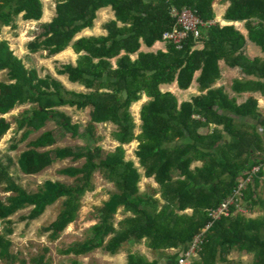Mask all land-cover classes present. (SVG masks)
<instances>
[{
	"label": "trees",
	"instance_id": "16d2710c",
	"mask_svg": "<svg viewBox=\"0 0 264 264\" xmlns=\"http://www.w3.org/2000/svg\"><path fill=\"white\" fill-rule=\"evenodd\" d=\"M228 3L223 15L226 23H245L249 37L264 52V0H218ZM215 0H61L56 5L55 18L41 25V32L28 44L30 52L43 50L56 55L72 45L80 55L77 65H62L58 74L67 75L91 89L88 93L67 90L51 75L38 76L36 69H28L23 60L10 50L7 41H0V72L7 81H0V138L9 130L4 115L16 106L31 105L24 112L18 128L25 129L23 139L37 133L48 121H57L74 137L79 125L61 107L90 108L91 119L87 132L93 133L97 124L111 123L116 129L113 139L118 147L111 153L102 148H52L55 138L45 131L29 145L17 165L10 158L4 165L0 160V187L11 193L5 202L0 200V262L2 264H48L45 254L27 262L11 253L9 236L14 222L9 218L19 211L30 209L23 221H33L48 206L63 200L57 218L44 227L52 240H57L75 222L80 200L94 191V175L111 184L115 192L111 199L96 209L97 224L92 238L74 245L64 255L76 256L103 250L118 253L125 245H139L147 240L148 248L166 256V250H178L168 256L169 264H176L187 252L194 236L202 234V242L190 264H264V198L259 196L264 184V114L258 101L249 96L242 104L230 98L222 87L213 88L220 78L218 61L240 68L256 79L235 80L236 93L260 92L264 96V59H249L243 54L245 35L234 26L215 24L201 31L197 39L188 37L180 50L168 43L167 51L138 52L141 43L152 46L163 40L174 20L170 13L187 8L203 22L213 21ZM110 7L115 21L105 25V37L81 38L76 35L92 28L97 12ZM43 15L40 0H0V32L3 27L15 28L17 17L25 21H39ZM117 22L122 25L117 26ZM201 42L202 48L196 44ZM124 53L120 55V52ZM137 53L132 60L131 55ZM120 55V56H119ZM116 60L112 68L110 60ZM199 95L178 104L170 92H162L163 84L176 83L180 90L191 85L194 74ZM204 92V93H203ZM145 94L150 100L139 111L140 132L134 133L135 123L129 111L132 103ZM31 114V115H30ZM260 126V130L258 129ZM137 141L134 153L143 177L153 179L160 187V196L141 195L138 184L141 175L133 162L125 160L123 146ZM84 161L82 167H69L60 175L74 179L73 186L46 181L36 192L17 183L10 175L18 169L27 177H34L57 162ZM201 162L202 166L191 170ZM263 166L242 192V206L247 212L260 209L262 215L250 217L244 213H230L219 219L209 216L211 210L232 197L234 190L251 175L253 168ZM118 207L129 215L113 225ZM190 210V213H186ZM235 211L232 207L231 212ZM252 255L250 263L229 258L233 250ZM46 253V250L44 251ZM73 264H80L77 260ZM126 264H160L149 261L137 252L126 255Z\"/></svg>",
	"mask_w": 264,
	"mask_h": 264
},
{
	"label": "rangeland",
	"instance_id": "374dc122",
	"mask_svg": "<svg viewBox=\"0 0 264 264\" xmlns=\"http://www.w3.org/2000/svg\"><path fill=\"white\" fill-rule=\"evenodd\" d=\"M43 5V18L51 16L56 8V5L61 0H40ZM228 3L221 4L218 0H215L213 4L214 22L219 26L229 24L223 21V15L228 7ZM31 21H25L21 17H17L15 21L16 27L11 29L10 27H3L0 32V41H7L11 46V51L16 57L24 60L25 66L28 69L32 67L38 70L40 78L46 75H51L50 70L44 68L43 64L56 66L59 61L52 60L54 58L48 57L47 52H38L36 55H30L28 44L32 42L35 37L41 32L42 23H30ZM47 56V57H46ZM48 61H43V60ZM65 61V60H64ZM60 64V63H59ZM35 65V67H34ZM61 66V65H59ZM52 76V75H51ZM0 81L6 82L7 77L5 71L0 72ZM173 91L178 92L176 88L172 86ZM179 97V94H176ZM180 97H182L180 95ZM178 104L181 102V98L177 99ZM264 105L261 103L259 106ZM59 111L68 115L72 124L79 125V134L74 137L70 132H67L59 122L48 121L45 126L41 128L37 133L29 135L27 139H23L25 129L20 130L19 120L23 116H27L24 112L31 111V105L25 104L22 106H16L9 113L4 115L5 119L10 123L9 130L0 138V160L6 165V159L10 158L13 165H17L20 156L30 150L29 145L32 141L45 131H52L56 144L52 148L45 150H52L56 148H69V147H91L96 146L102 148L105 153H111L114 151L118 144L113 139V132L116 127L108 124H101L96 126L93 133L87 132V125L91 119L90 111H79L71 109L69 107L59 108ZM132 117L135 123L134 133L140 132L141 121L137 111L132 106L130 108ZM31 115V114H30ZM137 141H132L131 144L123 146L125 150V160L133 162L135 168L138 169L139 174L142 175V170L139 168L138 161L134 156L137 148ZM84 161L74 163L72 160H65L57 162L50 168L45 169L34 177H27L22 174L18 169H12L10 175L24 188L31 192H36L37 188L46 181L59 182L67 186H73L74 179L60 175L59 172L69 167H82ZM138 184L139 193L141 195H155L158 199L160 196V187L152 181L143 179ZM156 184V185H155ZM115 192V189L111 184L105 182L99 173L94 175V191L92 193H86L80 200V208L78 210V216L72 224H70L65 231L60 235L57 240H52L50 232H44V227L50 225L58 216L63 208V200H59L55 204L48 206L44 213L33 221H23L22 216L28 215L30 209L19 211L9 219L14 222V233L9 236V240L12 242L11 253L18 255L21 259H25L27 262L34 256L45 254V259L48 264H73L77 260L80 264H125L126 252L129 251L128 247H124L122 251H119L116 255L109 256L103 250L99 249L92 253L76 256L74 254L64 255V251H71L74 245L83 244L87 240L92 238V228L98 223L95 219L96 209L101 207L102 204L108 202L111 199V194ZM264 197V184H261V189L258 192ZM11 193L4 192L3 187H0V200L5 202L6 199L11 196ZM257 211L251 212V215L256 217ZM188 213V212H187ZM129 213L123 212L121 207H118L114 218L113 225L117 228V224L123 218L127 217ZM4 223L0 222V233L2 232ZM46 250V253L44 252ZM240 260V259H238ZM244 263H250L252 261L251 256L242 258ZM0 264H2L0 262Z\"/></svg>",
	"mask_w": 264,
	"mask_h": 264
},
{
	"label": "crops",
	"instance_id": "0c3cea01",
	"mask_svg": "<svg viewBox=\"0 0 264 264\" xmlns=\"http://www.w3.org/2000/svg\"><path fill=\"white\" fill-rule=\"evenodd\" d=\"M55 11H56V8L53 11L51 16H47V18H43V15H42V18L39 21H31L30 23H36V22L42 23V24L50 23L55 18ZM111 21H115L114 13L112 12L111 8L107 7V8L101 9L100 11L97 12L96 20L94 21V26L92 28H86V29L82 30L80 33H78L76 35L74 41H77V40H79L81 38L105 37L107 35V30L105 29V25L107 23L111 22ZM121 25L122 24L120 22H117V26H121ZM245 25L246 24L244 22L243 23H229V24H225L224 27H226V26H234L237 31H240V32H242L245 35L246 44H245V46L243 48V54L245 56H247L249 59H252V60L255 59V58H263L264 59V52L261 50L260 46L257 43H255L249 37V31H248V29L246 28ZM167 44L168 43L165 42L164 40H158L152 46H148L145 43H141L138 52H143V53H157L158 51L166 52L167 51ZM202 45L203 44L201 42H198L196 44V48L197 49H201ZM9 48H11L10 45H9ZM38 52L42 53V52H46V51L38 50L37 52H30L29 54L34 56ZM123 53L124 52L121 51L120 55H122ZM83 54H84V52H82L80 54H77L75 52V50L72 48V45H70L63 52H61L59 54H56V55L48 56V57L54 58L52 60H58L60 64L58 63L56 66L43 64V66H44V68H47L48 70H50V73H51L52 77H54L56 80L61 82L63 84V86L67 90L74 91V92H77V93H88V92H91V89L86 88L84 85H82V84H80L78 82H72V81L69 80L67 75H60L57 72V69L61 68L62 65L72 64V65L76 66L78 58L80 57V55H83ZM136 57H137V53H135V54L130 56V58L132 60H134ZM117 58L118 57L113 58V59L110 60V64H111L112 68H116V60H117ZM24 60H23V62H24ZM43 61H48V60L45 59ZM59 65H61V66H59ZM34 67H35V65H34ZM218 67H219V71H220V78L213 85V88L222 87L224 89V92L227 95H229L230 98H235L236 99V103L237 104L244 103L247 100V98L249 96H251V95L254 96L257 99V101H258L259 111L262 114H264V105L259 106L261 103L264 104V96L260 92L236 93L232 89V86H233V83H234L235 80L244 82V81L251 80V79H256V78L254 76H248L240 68H237V67L232 68V67L227 66L224 63L223 60L218 61ZM31 69H36V67L35 68L32 67ZM198 75H199V72H196L194 74V77H193V80L191 82V85L186 90H180L177 87L175 82L172 83V84H163V85L160 86V89H161L162 92H170V93H172L177 99L181 98V102L189 101L193 96H197V95L200 94V92L198 91V84H197V82L195 80ZM172 86L174 88H176L178 90V92L173 91V89H170V88H172ZM176 94H179V97H177ZM180 95L182 97H180ZM149 100L150 99L145 94H143L141 96L140 100H138L137 102H134V103L131 104L130 108L133 106L135 108V110H138L137 111V115H139V111H140L141 106L143 104H146ZM66 107H68V106L61 107V108H66ZM69 108L79 110V109H77L75 107H69ZM130 108H129V111H130ZM90 110H91L90 108H86L84 110H79V111H87V112H89ZM130 113H131V111H130ZM131 115H132V113H131ZM102 124H108L110 126H114L115 127V125H113L111 123H102ZM98 125H101V124H97L96 126H98ZM258 129L259 130L261 129L260 126H258ZM115 143H116V141H115ZM201 166H202L201 162H196V163H194L191 166L190 169L194 170L196 168H200ZM142 177H143V172H142L141 178ZM143 179H145V178H143ZM145 180H148V179H145ZM149 181H152L153 183H155L153 179H149ZM259 196H261V195L259 194ZM255 211H257L256 212L257 213L256 217L262 215V213H263L258 208L255 209ZM187 212L190 213L191 211L190 210H186V213ZM247 215L250 216V217H254V216L251 215V212H248ZM125 246L129 248V251L126 252V255L129 252H133V253L137 252V253H140L143 256H146L149 261L158 260L160 264H169V260L167 259V257L173 255L174 253H176L178 251L176 249H169V250H166V254H165L166 256L159 257L157 252L153 251L152 249L150 250L148 248L147 240H143L141 242V244H139V245H134V246L125 245ZM125 246H123L120 251H122ZM106 254H108L109 256H113V255H116L117 253L113 254V255L109 254V253H106ZM246 255L252 257V255H249V254H246V253H240V252H238L237 250L234 249L232 251V253L230 254L229 258L232 259V260H238V259L242 260V258H246Z\"/></svg>",
	"mask_w": 264,
	"mask_h": 264
},
{
	"label": "built area",
	"instance_id": "2783aa9c",
	"mask_svg": "<svg viewBox=\"0 0 264 264\" xmlns=\"http://www.w3.org/2000/svg\"><path fill=\"white\" fill-rule=\"evenodd\" d=\"M170 15L174 20V24L169 31L164 32L162 39L165 42L174 45L177 50L182 48L184 41L188 37L197 39L203 29H207L210 26L217 24L214 21L203 22L195 12L187 8H183L178 11L173 9ZM262 168L263 166L253 168L249 178L237 186L232 197L221 202L216 209L211 210L209 216L216 220L221 216H228L230 213L234 214L241 212L248 214L247 210L242 206V192ZM232 207L235 209L233 212H231ZM208 227L209 225L204 230H202V232L194 236V239L192 240L187 252L178 259L176 264H190L191 258L195 257L199 250V246L202 242V234L206 231V229H208Z\"/></svg>",
	"mask_w": 264,
	"mask_h": 264
}]
</instances>
